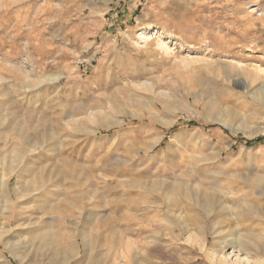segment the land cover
Instances as JSON below:
<instances>
[{"label":"rangeland","instance_id":"rangeland-1","mask_svg":"<svg viewBox=\"0 0 264 264\" xmlns=\"http://www.w3.org/2000/svg\"><path fill=\"white\" fill-rule=\"evenodd\" d=\"M156 29L170 54L155 37L136 44ZM254 67H264V0H0V158L20 157L0 264H212L179 211L208 247L217 221L221 239L236 230L256 245L240 258L264 264V97L245 94L264 82ZM216 104L233 122L214 119ZM195 194L231 203L232 217L214 205L204 217ZM20 239L10 252L5 242Z\"/></svg>","mask_w":264,"mask_h":264},{"label":"bare ground","instance_id":"bare-ground-1","mask_svg":"<svg viewBox=\"0 0 264 264\" xmlns=\"http://www.w3.org/2000/svg\"><path fill=\"white\" fill-rule=\"evenodd\" d=\"M153 37H155L156 39H155V48L157 47L158 49H160V50H162V51H164L165 53H169L170 54V52H171V50H172V48L170 47V45H168V43L169 42H171L172 40L170 39V35H167V36H163L162 35V32L160 31V30H151V31H146V30H143V31H141V32H139L138 34H137V38H138V41H136V44L137 45H145V44H147ZM148 45V44H147ZM183 63H187L188 64V62L190 61H192L193 62V58L192 59H190V60H186V59H182L181 60ZM191 62V63H192ZM182 63V64H183ZM187 64H185V65H187ZM238 68H241V66L240 67H238ZM254 70H255V72H256V75L257 74H259V73H263L264 74V67H254L253 68ZM252 69V70H253ZM25 73V72H24ZM23 73V74H24ZM26 74V73H25ZM255 74V73H254ZM255 75V76H256ZM28 76V75H27ZM1 77V76H0ZM250 84H249V88L246 90V92H245V94L247 95V96H249V97H252V99H256V93L257 92H260V94H261V96H263L264 97V82L263 83H260V82H258V81H256V79H251L250 81ZM244 95V94H243ZM212 109H215V110H217V112H216V114H215V118L214 119H216V120H218V121H222V122H226L227 120H228V117L230 118L229 120H230V122L232 121V120H234V117H235V114L234 113H232V111H230L229 113H228V117L226 118L225 117V115L223 114V112L222 111H220V110H218L219 108H218V106H217V104L216 105H213L212 107H211V109L210 110H212ZM208 111V109L206 108V114H210L209 112H207ZM212 113V112H211ZM233 122V121H232ZM231 124V123H230ZM229 126V125H228ZM19 156V155H18ZM18 158H20V157H17V156H15L14 155V160H12V163H11V165H6V160L4 159V158H0V212L1 213H3V211L4 210H6V209H10V207H11V203L8 201V199H5V197H4V195H5V191H7V193H8V182H9V180H10V178H11V176H12V173H13V170H14V168L16 167V164L15 165H13V162H15V163H17L16 162V160H18ZM160 163V162H159ZM164 164V163H163ZM5 166H6V169H7V171H6V169H5ZM183 167V166H182ZM159 168V167H158ZM179 170H180V172H184V171H186V170H184L183 171V168H181V167H179L178 168ZM170 170V169H169ZM247 178H248V176H246ZM253 177V176H252ZM256 178V177H255ZM260 178H262L261 176H260ZM264 178V177H263ZM242 179V178H241ZM244 179V178H243ZM249 179V178H248ZM250 179H251V177H250ZM257 179V178H256ZM256 179H254V180H256ZM247 181V180H246ZM246 181L244 180V182L246 183ZM250 181V180H249ZM252 181H253V179H252ZM257 181V180H256ZM262 182H264V179H263V181ZM248 183V182H247ZM249 183H252V182H249ZM248 183V184H249ZM255 183V182H254ZM260 184H261V180H260V182H259ZM16 184H17V182H16ZM247 184V185H248ZM253 184V183H252ZM256 185V184H255ZM255 185H254V187H255ZM16 186V185H15ZM178 186V185H177ZM180 186H182V187H184V189H187V187H188V184H181ZM239 186V185H238ZM249 186V185H248ZM253 186V185H252ZM250 187H251V184H250ZM249 187V188H250ZM253 187V188H254ZM234 188H236V187H234ZM246 188V187H245ZM244 188V189H245ZM257 188V187H256ZM261 188V190H263L264 191V186H261L260 187ZM172 189V191H173V188H171ZM197 189V188H196ZM203 190H204V188H202ZM237 189H239V188H237ZM14 190H15V192H16V194H19V196H21V197H24V196H26V195H28L29 193H30V191H31V187L27 184L26 186H24V187H19V186H17V187H14ZM176 190V189H175ZM201 190V189H200ZM200 190H198V191H200ZM218 190V189H217ZM220 190V189H219ZM227 190V189H226ZM234 190V189H233ZM249 190V189H248ZM223 191H225V190H223ZM239 191V190H238ZM241 191H243L242 189H241ZM250 191V190H249ZM252 191V190H251ZM257 192L259 195H263L264 194V192ZM201 192L203 193V191L201 190ZM244 192H245V190H244ZM248 192V191H247ZM175 193V192H174ZM174 193L172 194V192H171V194L172 195H174ZM210 193H211V191H210ZM228 193V192H227ZM239 193H241V192H239ZM238 193V194H239ZM204 194V193H203ZM229 195H227V196H223L222 195V197L223 198H234V196H235V192H231V191H229V193H228ZM176 195V194H175ZM196 195V194H195ZM201 195V194H200ZM215 195V194H214ZM234 195V196H233ZM237 195V194H236ZM198 195H196V197H197ZM232 196V197H231ZM205 198V197H204ZM242 198V197H241ZM177 201V199H173L170 195L169 196H167L166 197V202L167 203H169V202H172L173 204H171V203H169L168 205V208L170 209V212H174V209H173V206H175V203H174V201ZM197 200H199L200 201V203H203V205H204V203L205 204H207L206 206V208H205V210H203V212L205 213L204 214V217H207L208 215H209V213H210V215H211V212H212V208H213V205L214 206H217V207H219V209H224V210H226L229 214H230V216L232 217V213H233V208L231 207V203L229 204V205H227L228 204V202H227V204L226 203H224V202H222V200L221 199H216V198H209V202L208 203H206L207 202V200L206 199H203V196L200 198V197H197ZM229 200H234V199H229ZM239 200V199H238ZM244 200V199H243ZM227 201V200H226ZM225 201V202H226ZM234 202V201H233ZM236 202V201H235ZM232 204H234V203H232ZM246 207H245V209H246V211L248 212H252V213H254L255 215H258L259 216V212L260 211H258L256 208H254L248 201H246ZM202 207V206H201ZM204 207V206H203ZM237 208H242V205H238V206H236ZM214 210V209H213ZM242 213V215H243V211L242 210H240V214ZM263 213H264V211H263ZM174 215L176 216V218L178 219V221L180 222V225H181V230L182 231H184V233H186V240L187 241H190V242H192L193 240L195 241H198L199 243V245L198 246H200L199 247V252H200V254H201V256H202V258H206V259H209L210 261H211V263L212 264H251L250 262H249V260H248V258H245L244 257V259L243 258H240L239 257V255H241V254H244V255H246L247 257H248V255H251L250 254V251H249V246H254L255 247V249H256V245H254L253 244V242H251V240H249L248 238H247V236L245 237V236H243V237H245L244 239L242 238V236L240 237V235L239 234H236V230L235 231H231V233L229 234V236H225L224 238H220V237H218V235H219V233L221 232V229L220 228H218V224H220V223H218L217 221H215V220H213V221H215V222H212V224H210L211 225V232H212V238H213V241H212V244H211V246L210 247H208V239H207V237H206V230H205V228H201V229H199V231H197L198 232V234L194 231V229H192L191 228V226L189 225V223L187 222V220H188V218H187V216H185V215H183L182 214V211H179L178 213H176V212H174ZM216 216V215H215ZM225 216H227V215H225ZM234 216V215H233ZM253 216V215H252ZM221 217V216H220ZM223 217V216H222ZM218 218V217H217ZM210 219V218H209ZM213 219V218H212ZM220 219V218H219ZM218 219V220H219ZM30 219H28V221H29ZM231 220H233V219H231ZM7 221H8V225L10 224V222H11V218H9V219H7ZM220 221V220H219ZM209 222V221H208ZM211 222V221H210ZM235 222V221H234ZM208 224V223H207ZM221 225V224H220ZM219 225V226H220ZM222 226V225H221ZM235 226V225H234ZM233 226V227H234ZM205 227V226H204ZM233 227H232V229L231 230H233ZM8 231V229H6V227L5 226H0V236H2L3 234H5L6 232ZM203 231V235L202 234H199V233H201ZM230 232V231H229ZM227 233V232H226ZM48 234V231L47 230H44V231H42V233H40V234H38V236H40V237H42L43 239H44V237H48L49 235H47ZM221 234H224V233H221ZM220 234V235H221ZM182 235V234H181ZM52 238V236L50 235V239ZM242 238V239H241ZM53 239V238H52ZM251 239V238H250ZM54 240V239H53ZM52 240V241H53ZM46 241V240H45ZM48 241V240H47ZM51 241V242H52ZM55 241V240H54ZM195 241V242H196ZM49 242V241H48ZM47 242V243H48ZM24 243H25V240H23V239H20L19 241H16V242H5V244H6V246L8 247V249H9V251L10 252H13L14 253V251H16V249L18 248V246H23L24 245ZM45 243V242H44ZM53 243V242H52ZM259 243V242H258ZM49 244V243H48ZM261 245V244H260ZM264 245V244H263ZM50 247V246H49ZM226 247H230L231 249H232V252H234L235 254H237V257H236V259L235 260H233V261H228V260H226V258L223 256V254H224V249L226 248ZM253 247V248H254ZM259 247V246H258ZM257 247V248H258ZM32 248H34V247H32ZM51 248V247H50ZM262 248H263V246H262ZM253 250V249H252ZM260 250V249H259ZM60 251V250H59ZM262 258V257H261ZM260 259V258H259ZM255 260H256V258H255ZM260 261V260H259ZM254 263H255V261H253ZM257 263H258V261H257ZM256 263V264H257ZM259 263H261V262H259Z\"/></svg>","mask_w":264,"mask_h":264},{"label":"trees","instance_id":"trees-1","mask_svg":"<svg viewBox=\"0 0 264 264\" xmlns=\"http://www.w3.org/2000/svg\"><path fill=\"white\" fill-rule=\"evenodd\" d=\"M262 139H263V137H258V138H256V139L246 141V143H247V144H254V143H258V142H260Z\"/></svg>","mask_w":264,"mask_h":264}]
</instances>
